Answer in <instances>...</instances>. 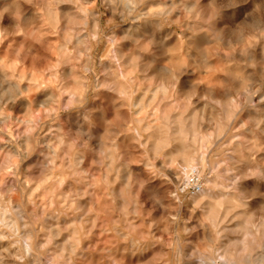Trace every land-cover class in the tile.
Masks as SVG:
<instances>
[{
    "label": "clouds",
    "instance_id": "1",
    "mask_svg": "<svg viewBox=\"0 0 264 264\" xmlns=\"http://www.w3.org/2000/svg\"><path fill=\"white\" fill-rule=\"evenodd\" d=\"M0 264H264V0H0Z\"/></svg>",
    "mask_w": 264,
    "mask_h": 264
}]
</instances>
